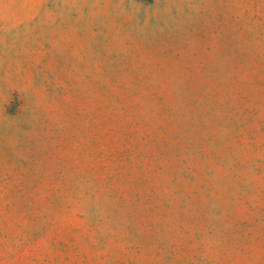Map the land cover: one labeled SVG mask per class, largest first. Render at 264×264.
<instances>
[{
    "label": "rangeland",
    "instance_id": "1",
    "mask_svg": "<svg viewBox=\"0 0 264 264\" xmlns=\"http://www.w3.org/2000/svg\"><path fill=\"white\" fill-rule=\"evenodd\" d=\"M0 264H264V0H0Z\"/></svg>",
    "mask_w": 264,
    "mask_h": 264
}]
</instances>
